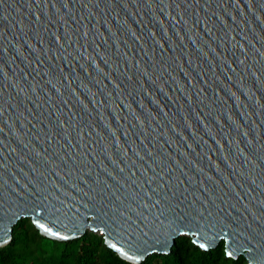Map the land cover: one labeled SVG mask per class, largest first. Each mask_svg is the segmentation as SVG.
<instances>
[{"label": "water", "instance_id": "95a60500", "mask_svg": "<svg viewBox=\"0 0 264 264\" xmlns=\"http://www.w3.org/2000/svg\"><path fill=\"white\" fill-rule=\"evenodd\" d=\"M24 217L264 264V0H0V247Z\"/></svg>", "mask_w": 264, "mask_h": 264}, {"label": "trees", "instance_id": "16d2710c", "mask_svg": "<svg viewBox=\"0 0 264 264\" xmlns=\"http://www.w3.org/2000/svg\"><path fill=\"white\" fill-rule=\"evenodd\" d=\"M247 259L228 258L224 241L202 249L188 235L175 239L169 253L149 254L140 263L122 258L99 232L87 230L81 237L57 240L40 233L29 217L13 227L10 243L0 247V264H246Z\"/></svg>", "mask_w": 264, "mask_h": 264}, {"label": "snow or ice", "instance_id": "6c2138e0", "mask_svg": "<svg viewBox=\"0 0 264 264\" xmlns=\"http://www.w3.org/2000/svg\"><path fill=\"white\" fill-rule=\"evenodd\" d=\"M40 227H41V228H44L43 225H40ZM44 230H45V231H49L48 229H44ZM53 235H58V233H53ZM199 246H200L202 249H205V250H206L207 247H208V245L205 244V243H201ZM113 247H115V245H113ZM120 251H123V250L121 249ZM125 255H127V254L125 253ZM225 255H226V257H228V258H232V257H233V251L231 250L230 247L227 246V244H226Z\"/></svg>", "mask_w": 264, "mask_h": 264}]
</instances>
